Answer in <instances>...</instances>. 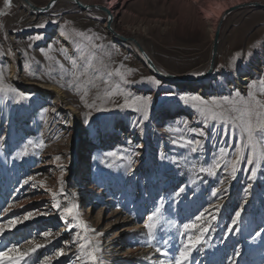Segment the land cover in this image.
I'll list each match as a JSON object with an SVG mask.
<instances>
[{"label": "rangeland", "instance_id": "rangeland-1", "mask_svg": "<svg viewBox=\"0 0 264 264\" xmlns=\"http://www.w3.org/2000/svg\"><path fill=\"white\" fill-rule=\"evenodd\" d=\"M30 1L44 6L49 0ZM82 1L102 6L110 2L112 23L118 33L137 38L154 63L164 70L193 75L207 67L214 40L211 29L219 22L223 8L252 1L264 4V0ZM0 11L6 13L0 15V66L6 69L7 82L27 96L18 100L11 94L7 98L0 95V213L9 204L23 205L0 215V223L14 216L23 217L27 211L47 213L0 234V251L12 245L27 249L33 240L45 244L40 233L51 231L59 235L26 257L27 264H39L45 256L53 257L57 248H64L66 255L54 257L52 264H80V237L91 238L100 232L103 235L96 239L101 241L98 256L103 264H157L166 257L157 253L155 247L163 248L162 241L167 240V258L174 259L187 241V235H181L182 226L208 209L216 216L213 230L205 235L207 242L192 251L191 264H264V232L253 239L264 229V160L255 180H249L251 166L246 160L241 161L235 179L223 167L216 176L194 174L193 164L206 166L221 148L228 152L225 159L231 160L240 132L229 128L225 134L222 122L203 123L198 109L181 98H219L237 90L247 96L250 82L264 77L263 6L238 8L223 18L216 67L207 78L195 83H203L202 88L187 90L188 82L170 83L152 74L128 42L107 32L106 16L99 9L82 10L71 1L59 0L46 12L32 13L25 9L22 0H12L9 8L0 0ZM44 21H49L45 27H36ZM73 29L101 37L96 43L104 47L94 50L93 67L101 68L102 61L107 69L93 75L99 88L81 84L77 91L76 85L67 86L72 80V66L60 49L79 57L76 45L82 38L75 36ZM37 35L42 39L36 40ZM42 49L53 59H47ZM237 53L239 57L234 59ZM116 68L122 72L135 69L127 76L135 82L123 84L118 75L109 79L104 74ZM96 75L108 79L113 87L120 84L135 95L152 96L149 119L140 124V113L102 102L103 84L95 79ZM149 76L160 83L142 79ZM85 88L89 90V102L101 93L92 109L80 100ZM112 99L122 102L118 96ZM89 111L91 115L86 117ZM181 134L201 142L197 152L171 143ZM28 141L33 143L29 145ZM26 146L27 154L19 155ZM259 150L264 151V143ZM111 151L138 155L133 156L129 169L126 160L107 157ZM28 177L35 180L25 184ZM39 181H44L43 185ZM249 184L252 187L245 192ZM220 187L226 191L213 196L212 190ZM180 188L184 191L177 196ZM48 189L58 193L62 207L75 202L80 218L95 232L85 233L75 226L69 231V224L76 222L70 217L67 221L60 218L52 207ZM210 204L214 207L209 208ZM156 207H161L160 226L154 246L149 247L142 233L147 231L145 225ZM238 210L241 216L232 225ZM205 217L211 218L208 213ZM125 226L130 229L117 233Z\"/></svg>", "mask_w": 264, "mask_h": 264}, {"label": "snow or ice", "instance_id": "snow-or-ice-1", "mask_svg": "<svg viewBox=\"0 0 264 264\" xmlns=\"http://www.w3.org/2000/svg\"><path fill=\"white\" fill-rule=\"evenodd\" d=\"M52 5H55L56 0H51ZM12 0H4V5L6 8L11 7ZM6 13L0 11V15H5ZM111 19V17H109ZM49 21H44L40 24H37L36 27L43 28ZM55 23V21H52ZM67 23V22H66ZM2 27V25H0ZM90 31V30H89ZM75 36L82 38L80 42H77V50L79 51V57L69 56L67 54V49L61 48L60 51L65 55L71 66V76L72 80L67 82V86L71 87L76 85V90L80 91L81 84L92 85L93 87L99 88V85L95 83L93 75L99 73L102 69L106 70L107 65H104L101 61V68L93 67V62L95 60V51L96 49H102L104 46L102 44L96 43L100 40L101 37L95 33L89 34L85 31H79L73 29ZM36 40L42 39L40 35L35 37ZM87 41V43H83ZM83 45V46H81ZM31 47V44L29 45ZM51 46H49V50ZM44 52V55L47 59L52 60L53 57L48 55V52ZM0 55H3V52L0 51ZM239 57V53L236 54L235 58ZM82 61V63H81ZM59 64L61 69H64V65L59 61H56ZM121 67H124L121 65ZM136 71L135 69L127 68L126 71H121L120 68L113 69L111 71H105L104 74L110 79L114 74L120 77V80L123 84L134 83L135 81H130L127 79V76ZM90 73L92 75H90ZM201 73H194V75H200ZM95 79H99L103 84L102 97L104 103L111 102L114 107L119 109H131L142 115V119L139 121L140 124H143L144 121L149 119V112L152 105V96H142L135 95L123 87L120 84H116L114 87L109 84L108 79H103V77L96 75ZM149 81H153L151 76L145 77ZM156 84L160 82L158 80L153 81ZM63 86V85H62ZM260 93V95H258ZM15 96L18 100L27 99L22 92H18L10 83L6 80V69L4 66H0V95L7 98L9 95ZM89 90L84 89L83 94L80 95V100L83 102L86 108L92 109L96 107V100L101 99V93L98 92L95 99L91 102L88 100ZM121 97L122 102L117 103L113 97ZM264 77H261L258 81H251L248 86L247 96L242 95L238 90L231 96L223 97H212L211 99H204L199 95H185L181 98L186 102L190 103L193 108L198 109L200 116L202 117L203 123L209 124L210 122H222L225 126V134H227L228 129L232 131L239 129L240 132V142L236 145L235 153L231 160L225 159L228 155L226 149L221 148L219 150V155L215 156L211 163L205 165H200L197 167L196 164L192 165V171L195 174L196 172L205 173L208 176H216L218 170L223 167L225 172H229L232 179L236 178L237 172L240 170L239 165L241 161H245L248 165L251 166L249 169L250 176L249 180H255L257 176V171L261 167V161L264 160V151L259 150V145L264 143ZM91 112L85 113V116H90ZM187 125V121L184 122ZM187 131L195 132L196 129H187ZM203 135V130H200ZM33 142L28 141V144L31 145ZM171 143L180 148L189 149L191 152H197L201 147V142L195 139H188L183 134L178 135L177 138L172 139ZM39 146H43L42 144ZM247 150V155L245 154ZM27 154V146L25 149L19 153V155ZM138 155V153H131L128 156H124L122 153L117 151H111L106 153L107 157L112 158L113 160H126L129 169L133 164V156ZM164 158L163 156L161 157ZM56 160H60V156L55 157ZM186 159V158H185ZM112 167V164L108 165ZM35 180V177H28L24 181L27 184L29 181ZM43 185L44 181H39ZM61 188L60 193H63V181H60ZM224 181H221L223 185ZM37 185L34 183L32 185L35 188ZM252 187L251 184L248 185V188L245 189V192ZM52 193V207L55 208L60 215V218L67 221L68 218H72L76 223L75 225L69 224L68 230L70 231L73 226L81 228L85 233L92 231L95 232V229H89L86 225V222L80 218V213L78 211V205L75 202H71L66 207L61 206V202L57 199L58 193L53 192L51 189H48ZM184 191V188H180L179 192L176 193L177 196ZM226 191L223 187L214 188L212 190V195L217 196L218 193ZM163 197L161 200L163 201ZM14 207H23V205H14L9 204L7 208L3 210V213L0 215L11 212ZM213 205H209V208H213ZM216 211L219 210V206H215ZM243 209V205H241ZM161 212V207H156L152 214L148 217L149 223L145 225L147 231L142 233L146 236V243L149 247H153V242L156 241L157 230L160 226V220L158 219ZM205 213L211 217L207 219ZM47 215V213L40 211H27L23 217L14 216L7 221L0 223V234L6 230H11L16 227V225L23 223L24 221L33 219L36 216ZM241 216V211H236L235 218L232 220V225H236ZM216 220V216L208 212V209H205L204 212H201L199 216L196 217L195 221L185 223L182 226L183 231L181 235H187V241L183 244V247L179 250V254L174 259H168L167 244L168 241L164 240L162 243L164 247H155V251L165 256L166 259H161L157 264H191L190 257L192 251L197 248L198 245L206 243L205 235L213 230L212 221ZM233 229L230 227L229 232ZM199 233L198 235L196 233ZM264 232V229H261L260 232L256 233V237L261 236V233ZM42 237L45 238V244H50L52 240L56 239L59 233L55 235L51 231H45L40 233ZM103 233L95 232V237L89 238L87 235L81 236L80 239L83 243L77 245L79 252L78 259L80 264H103L100 260L98 254L101 252L102 246L101 241L96 239V237L102 236ZM32 246L27 249H20L17 245H12L10 249L5 251H0V264H27L26 257H30L37 249L42 248L45 244L36 243L34 240L29 242ZM69 243L65 241V244ZM11 253V255H10ZM66 255L64 248H57L53 257L45 256L39 264H52L54 257H59ZM236 256L239 255L237 251ZM146 259L149 257H145Z\"/></svg>", "mask_w": 264, "mask_h": 264}, {"label": "water", "instance_id": "water-1", "mask_svg": "<svg viewBox=\"0 0 264 264\" xmlns=\"http://www.w3.org/2000/svg\"><path fill=\"white\" fill-rule=\"evenodd\" d=\"M24 1V7L26 10L31 11L32 13L34 12H46L49 10V8L52 5L51 0L49 1V3H47L44 6H36L35 4H32L31 2H29L28 0H23ZM71 1L74 5H77L78 8L82 9V10H92L94 8L99 9L101 11H104V9L102 8L101 5L99 4H86V3H82L80 0H69ZM57 2V0H56ZM263 6L264 4H258L257 2H245V4H239L236 6L231 7L229 10L223 12V14L221 15L220 19L218 20V25L216 27L215 33H214V40L212 42V46H211V54L207 63V67L201 72L200 75H193V74H178V73H170L164 69H161L158 67L157 64L154 63V61L152 60L151 56H149L148 53L145 52L144 48L140 45L139 41L134 38L133 36H128V35H122L120 33H118L112 26H111V19H109V16L106 18L105 23L106 24V30L109 34H111L114 38H116L117 40L121 41V42H125V41H129V42H133L135 45V48L137 50V53L140 54V56H142V60L144 62V64L147 66V68H149L151 70V72L156 76L159 77L161 80L166 81V82H174V83H187V82H201L202 80H204L205 78H207L215 69V65H216V61H217V56H218V46H219V30L222 24V20L225 16H227L231 11L238 9V8H244L245 6Z\"/></svg>", "mask_w": 264, "mask_h": 264}, {"label": "bare ground", "instance_id": "bare-ground-1", "mask_svg": "<svg viewBox=\"0 0 264 264\" xmlns=\"http://www.w3.org/2000/svg\"><path fill=\"white\" fill-rule=\"evenodd\" d=\"M29 2H31L30 0H28ZM50 1V0H49ZM49 1L47 2V3H49ZM59 0H57V2H58ZM62 1H64V0H62ZM65 1H68L69 2V0H65ZM82 3H84L82 0H80ZM22 2L24 3V1L22 0ZM110 2H107L106 4H105V6H102V8L104 9V11H103V13L105 14V16H106V18L109 16V17H111V21H110V23H111V26L114 28V26H113V23H112V21H113V18H114V13L112 12V8H111V5L109 4ZM87 4V3H86ZM239 4H245V3H235V4H233V5H231L230 7H226V8H223V12H225V11H227V10H229L231 7H233V6H236V5H239ZM77 6V5H76ZM218 22V21H217ZM216 24V23H215ZM214 24V25H215ZM217 25H218V23L214 26V27H212V33H213V36H214V33H215V30H216V27H217ZM128 36H130V35H128ZM134 37V36H133ZM135 38V37H134ZM137 39V38H136ZM138 40V39H137ZM139 41V40H138ZM125 42H128L133 48H134V50H136V48H135V45H134V43L133 42H129V41H125ZM140 43V42H139ZM142 47H143V45L142 44H140ZM144 48V47H143ZM137 51V50H136ZM146 52V51H145ZM135 53H137V52H135ZM147 53V52H146ZM137 55H138V57H139V59L142 61V63L144 64V62H143V60H142V56H140V54L139 53H137ZM150 56V55H149ZM145 65V64H144ZM159 68H161L160 66H158ZM149 69V68H148ZM161 69H163V68H161ZM149 71L151 72V70L149 69ZM153 74V73H152ZM178 83H180V82H178ZM195 83H197V82H192V81H190V82H188L187 84H186V90L187 89H189V88H191V87H197V88H202V86H203V83L202 84H196L195 85ZM183 84V83H182ZM130 228L128 227V226H125L124 228H122L120 231H118L117 233H124L125 231H128ZM129 251H131V250H129Z\"/></svg>", "mask_w": 264, "mask_h": 264}]
</instances>
